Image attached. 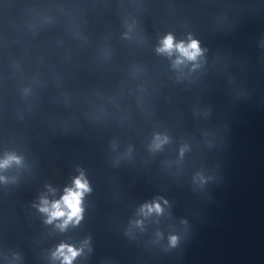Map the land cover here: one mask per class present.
<instances>
[{"label": "clouds", "instance_id": "9594fccd", "mask_svg": "<svg viewBox=\"0 0 264 264\" xmlns=\"http://www.w3.org/2000/svg\"><path fill=\"white\" fill-rule=\"evenodd\" d=\"M173 49L178 51L182 57L188 60H195L196 57L200 54V49L198 47L197 41L192 40L187 45H185L183 42L174 45L173 37L171 35H168L164 38V40L162 41V46L158 49V51L171 54ZM181 62V60L176 61L177 64ZM12 160H16L17 162H19L18 158L16 157H9L2 164H0V167L7 166ZM73 184L74 186L72 188L65 189V194L61 197L60 200L53 201L51 202V204H49V201L45 198H42L41 200L40 211L48 214L47 222L51 223L53 220L62 218L63 222L58 225V227H60L62 230L69 223H79L82 212L81 199L84 193L89 191L87 181L83 178V174L76 177ZM146 207L148 212H151L153 210L157 212L160 211L159 204ZM172 239L173 242H175V237H173ZM57 255L63 257V264H71L72 260L78 255V252L71 246L62 244L57 250Z\"/></svg>", "mask_w": 264, "mask_h": 264}]
</instances>
